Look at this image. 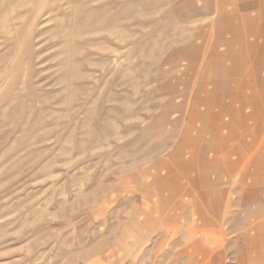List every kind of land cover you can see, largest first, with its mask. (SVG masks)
Listing matches in <instances>:
<instances>
[{
	"label": "rangeland",
	"instance_id": "obj_1",
	"mask_svg": "<svg viewBox=\"0 0 264 264\" xmlns=\"http://www.w3.org/2000/svg\"><path fill=\"white\" fill-rule=\"evenodd\" d=\"M264 264V0H0V264Z\"/></svg>",
	"mask_w": 264,
	"mask_h": 264
},
{
	"label": "crops",
	"instance_id": "obj_2",
	"mask_svg": "<svg viewBox=\"0 0 264 264\" xmlns=\"http://www.w3.org/2000/svg\"><path fill=\"white\" fill-rule=\"evenodd\" d=\"M95 264H117L115 260L112 259H106V258H101L98 259Z\"/></svg>",
	"mask_w": 264,
	"mask_h": 264
}]
</instances>
